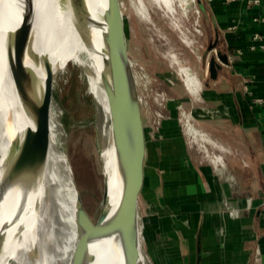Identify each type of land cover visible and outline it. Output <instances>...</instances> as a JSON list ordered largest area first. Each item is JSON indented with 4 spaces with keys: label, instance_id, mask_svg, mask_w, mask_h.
I'll return each mask as SVG.
<instances>
[{
    "label": "bare ground",
    "instance_id": "bare-ground-1",
    "mask_svg": "<svg viewBox=\"0 0 264 264\" xmlns=\"http://www.w3.org/2000/svg\"><path fill=\"white\" fill-rule=\"evenodd\" d=\"M154 1L171 11L173 2L183 10L189 0ZM116 2L0 0V264H68L76 241L89 237L75 224L77 186L68 157L54 143L52 102L47 108L54 79L68 62L81 68L98 110L108 205L115 204L119 190L128 222L136 219L128 173L116 187L118 163L109 134L108 109L119 105V85L125 87L102 52L113 45L106 12ZM27 7L29 24L21 18ZM135 7L142 11V0ZM179 72L195 94L200 86L195 73L188 67ZM89 255L90 264H121L113 238L90 242Z\"/></svg>",
    "mask_w": 264,
    "mask_h": 264
},
{
    "label": "crops",
    "instance_id": "crops-1",
    "mask_svg": "<svg viewBox=\"0 0 264 264\" xmlns=\"http://www.w3.org/2000/svg\"><path fill=\"white\" fill-rule=\"evenodd\" d=\"M197 1L211 55L226 53L228 64L192 93V111L226 162L213 165L190 140L175 103L142 110L145 262L264 264V107L243 90L264 96V0Z\"/></svg>",
    "mask_w": 264,
    "mask_h": 264
},
{
    "label": "rangeland",
    "instance_id": "rangeland-1",
    "mask_svg": "<svg viewBox=\"0 0 264 264\" xmlns=\"http://www.w3.org/2000/svg\"><path fill=\"white\" fill-rule=\"evenodd\" d=\"M142 2L143 10L140 12L135 7L137 0H120L118 6L124 16L128 54L137 76L144 114L150 112L153 103L157 104V94L164 93L167 101L178 106L177 119L182 130L185 132L182 115H189L194 127L209 139L204 143L207 152L221 155L226 162L221 151L224 147L217 141L216 133L195 119L192 92L179 72L180 67H188L197 76L201 87L209 81L210 37L197 0H189L183 10L173 2V12L154 0ZM51 113L55 146L61 152L62 148L66 150L84 207L95 221L103 187L99 157L101 128L95 101L87 92L85 76L81 68L71 62L54 79ZM145 124L144 119L143 127ZM196 138H199L198 134ZM210 142H215L219 149H215ZM142 212L139 208L140 221ZM11 264L16 263L12 261Z\"/></svg>",
    "mask_w": 264,
    "mask_h": 264
},
{
    "label": "water",
    "instance_id": "water-1",
    "mask_svg": "<svg viewBox=\"0 0 264 264\" xmlns=\"http://www.w3.org/2000/svg\"><path fill=\"white\" fill-rule=\"evenodd\" d=\"M117 1V0H116ZM120 0H118L119 2ZM22 20L30 23V9L24 10ZM107 22L113 40L112 46L102 48L110 69L124 82L125 87L119 85L123 91V98L119 105L108 109L112 156L118 163L115 178L116 187L123 175L131 178V197L133 213L136 219L130 224L126 218L123 197L118 190V199L113 206H109L106 178L102 175V196L97 219L89 217L82 198L76 193V208L74 220L79 232H89V237L83 243H75L68 264H90L89 244L104 238H113L118 246L121 264H145L142 226L139 216L140 195L144 179L145 134L142 120V98L138 90L137 76L134 72L127 49V35L124 16L121 7L116 2L106 12ZM219 60V63L216 61ZM228 64L226 53L216 51L208 61V71L211 78H216L217 70ZM52 88L48 94L47 108L52 102ZM123 88V89H122ZM66 155V150L62 148ZM100 152V151H99ZM101 161V159H100ZM139 216V219H138ZM4 237L0 235V245Z\"/></svg>",
    "mask_w": 264,
    "mask_h": 264
},
{
    "label": "built area",
    "instance_id": "built-area-1",
    "mask_svg": "<svg viewBox=\"0 0 264 264\" xmlns=\"http://www.w3.org/2000/svg\"><path fill=\"white\" fill-rule=\"evenodd\" d=\"M209 1H212V0H209ZM223 1H230V0H223ZM243 90H244V93L247 95V96H249V98H250V102H251V104H252V106L253 107H259V106H261V107H264V96H256V95H253V93L247 88V86H244V88H243ZM167 101V99H166V97H165V94L164 93H158L157 94V97H156V102H157V104H159V105H162V104H164L165 102ZM183 116V121H182V125L184 126V128H185V132H186V134L188 135V137L193 141V142H195L196 140H198V142H197V145L200 147V149L204 152V154L207 156V158L213 163V165H215V166H223V160H222V156L221 155H219V154H217V153H212V154H209L208 152H207V150H206V146L204 145V143L206 142L207 143V141H204V140H202V139H200V138H195V137H193L191 134H189L188 132H187V126L188 125H190L192 128H195L194 127V125H193V123H191L190 122V116L189 115H187V116H185L184 114L182 115ZM196 129V128H195ZM197 130V129H196ZM197 131H199V130H197ZM201 134H203L205 137H206V134L204 133V132H201V131H199ZM210 144H212V146H214V148L215 149H219L218 147H217V145H216V143L214 142V143H211L210 142ZM218 156H219V158H218ZM220 157H221V159H220ZM230 212L232 213V214H235V209H231L230 210Z\"/></svg>",
    "mask_w": 264,
    "mask_h": 264
},
{
    "label": "trees",
    "instance_id": "trees-1",
    "mask_svg": "<svg viewBox=\"0 0 264 264\" xmlns=\"http://www.w3.org/2000/svg\"><path fill=\"white\" fill-rule=\"evenodd\" d=\"M197 6H198L199 10L201 11V8H200V6H199V4H198V1H197Z\"/></svg>",
    "mask_w": 264,
    "mask_h": 264
}]
</instances>
